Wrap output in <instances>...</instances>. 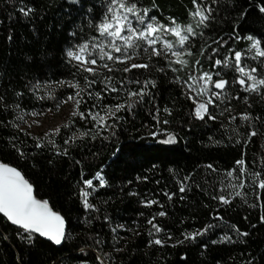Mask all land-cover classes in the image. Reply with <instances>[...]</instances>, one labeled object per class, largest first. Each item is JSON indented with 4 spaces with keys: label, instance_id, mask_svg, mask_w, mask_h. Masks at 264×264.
I'll list each match as a JSON object with an SVG mask.
<instances>
[{
    "label": "trees",
    "instance_id": "trees-1",
    "mask_svg": "<svg viewBox=\"0 0 264 264\" xmlns=\"http://www.w3.org/2000/svg\"><path fill=\"white\" fill-rule=\"evenodd\" d=\"M23 2L33 9L26 17L17 10L19 4L15 0L12 3L9 0H0V96H6L9 105L20 104L18 109L11 110V114H5L2 111L3 105H0V120H13L16 123H19L16 118L20 117L21 113L54 106L49 101L30 99L27 91V88L31 87L29 82L35 84L40 81L41 85H56L46 82H56L61 78L72 79L69 75L72 69L63 62L64 51L70 46L68 32L75 29L85 9L100 4V0H80L83 8H79L70 5L67 0ZM232 4L236 11H228L230 6L221 3L217 9V20L220 23L210 27H222L225 33L230 32L231 24H225L222 18H236L241 11L249 9L246 19L235 21L240 24V34H264V14H260L257 9H250L249 0H232ZM139 6L152 9L151 15H156L164 23H168L170 17H175L180 23L190 22L188 11L192 9L191 0H140ZM93 11L99 14L102 9L97 6ZM85 30L87 31L86 25ZM215 35V32H206L208 37ZM247 44L246 40H241L236 43V48L245 49ZM194 47L198 49L199 42ZM246 62L249 66L256 64L251 60ZM203 67L210 69L207 60H204ZM216 70L230 81L234 78L232 70L225 72L222 67ZM112 75L119 77L121 74ZM178 75L183 76L184 73ZM144 78L146 77L141 76V79ZM151 78L157 82L153 92L158 106L161 109L167 106L173 110L171 116L161 113L162 120H170L169 125H161V128L176 134L175 143H161L167 139L163 133L158 137L148 134L153 121L149 115L151 105L147 98L133 113H121L125 116L126 123L117 131L115 138L103 143L97 140L89 141L83 146H74L69 158L54 157L46 150L36 151L31 147L32 136L25 137L23 132L19 133V139L26 146L25 156L19 158L4 143V140L10 138V133L0 129V160L17 167L25 178L33 183L37 197L48 199L53 210L59 211L65 217L66 231L70 237L58 247L39 237L32 245H28L17 239L16 227L0 215V264H82L85 261L86 264H97L94 259L96 252L110 254L114 258L112 264H217V261H220V264H246V261L253 257L256 258L253 264H264V222L260 221V217L264 215V207L261 206L264 204V190L254 191L247 177L244 178L243 190L246 193V202L236 197L230 205L219 206V210L225 225H236L241 231L248 232V236L239 238L235 244L212 245L206 240L205 242L209 243L207 249L200 247V239L176 244V240L183 239L181 233L185 230L200 229L209 222L219 223L209 217V211L217 208V203L210 200L202 190L193 187L185 193L179 192V182L183 177L198 165L208 163H213L223 172L232 167L234 161L240 158L241 152L245 153L248 170H258L252 161L255 159L258 164L264 160V137H254L246 146L229 142L222 134L219 123L205 124L190 117L194 105L182 95L181 87L172 82V73L156 74L153 70ZM76 79L83 87L82 76ZM21 91L25 93L24 98H16L14 93ZM36 94L40 95V91ZM68 94V90L60 87L56 89L55 98L65 99ZM114 102L105 100V103ZM249 103L251 107H247L241 99L239 102H233V107L237 111H249L253 116L264 117V92L249 95ZM88 106L90 105H81V111ZM66 124H74V128L84 126V122L73 117ZM63 126L60 128L63 129ZM65 138L66 134L62 132L55 138L56 143L62 144ZM213 141L222 142L215 144ZM75 160H79L80 165L75 164ZM102 167L107 185L89 197V201L99 208V222L85 225L82 222L85 213L81 210L78 199L79 188L83 187L81 170L84 173L83 179H88ZM137 175H147L149 179L147 182L138 183L135 180ZM219 179L215 173L205 175L204 169H200L195 175V182L201 185V189L206 187L205 180L209 184L217 181L215 187L218 188ZM129 180L132 181L131 185L126 183ZM157 180L161 181L159 185L156 184ZM93 182L98 184L96 180ZM165 188L175 193L171 201L163 195H158ZM256 191L260 193L259 200L256 198ZM130 192H136L138 195L130 196ZM181 195L184 196L183 200L180 199ZM144 198L158 199L163 208L159 205L142 206L139 201ZM205 204L209 205V208H205ZM161 210L166 211L167 215L157 217L155 223L170 231L173 238L166 240L163 247H149L147 241L151 225L147 223V218ZM141 212L144 214L142 217L138 215ZM105 214L111 218V225L104 222ZM117 224H125L126 228L132 229L118 230V242L114 245L121 250L118 253L113 251L110 231V228ZM97 234L108 246L102 249L94 248L92 240L88 237ZM220 234H209L210 239H218ZM4 236L8 239H4ZM233 239L236 237L233 236ZM173 244L174 247L171 246ZM81 248H84L85 252L81 253Z\"/></svg>",
    "mask_w": 264,
    "mask_h": 264
},
{
    "label": "snow or ice",
    "instance_id": "snow-or-ice-1",
    "mask_svg": "<svg viewBox=\"0 0 264 264\" xmlns=\"http://www.w3.org/2000/svg\"><path fill=\"white\" fill-rule=\"evenodd\" d=\"M9 2L12 3L14 0ZM15 2L19 4L17 10L23 16L26 17L33 12V9L26 6L23 0H15ZM67 2L83 8L80 0H67ZM222 2L230 6L228 11L237 10L232 0H191L192 9L188 11L190 22L187 24L177 22L175 17H170L168 23L162 22L156 15H151L152 9L140 7V0H100L99 5H92L85 9L75 29L68 32L70 46L64 51L63 62L72 69L69 72L72 79L61 78L56 82H46L55 83L58 87L68 90L69 94L61 100V103L73 102L75 110L71 115L84 122V126L74 128V124H66L63 129L57 127L50 132H45L43 137H32L31 147L36 151L46 150L54 157L69 158L74 146H83L89 141L97 140L103 143L115 138L117 131L126 123V118L121 113H133L138 106L145 103L146 98L151 105L149 115L153 121L148 134L151 137H158L163 133L167 139L161 143L177 142L175 133L161 128V125L167 126L170 123L168 119H161V113L171 116L173 110L167 106L162 109L158 106L153 92L157 82L151 78L153 70L156 74L172 73V82L181 87L182 95L194 105L189 114L190 117L205 124L219 123L222 134L229 142L246 146L254 137H264V117L253 116L249 111H237L233 107V102H239L241 99L247 107H251L249 95L252 93L259 95L264 92V34L258 36L240 34V24L235 21L246 19L249 9L241 11L236 18H222L225 24H231L230 32L225 33L222 27L219 29L210 27L220 23L217 20L219 14L217 9ZM97 6L102 9L99 14L93 11V8ZM249 8L257 9L260 14H264V0H249ZM206 32H215L216 35L208 37ZM209 40H211L210 43ZM241 40L248 41L247 47L237 50L236 43ZM71 41L76 42L71 43ZM198 42L199 48L196 49L194 45ZM141 60L143 62H137ZM154 60L156 63H153ZM204 60L209 63V70H203ZM246 60L255 61L256 64L249 66L245 63ZM221 67L225 72L227 70L235 72L236 75L231 81L216 70ZM114 73L121 75L114 77L112 75ZM178 73H184V75L181 76ZM81 76L84 81L83 87L76 79ZM141 76L146 78L141 79ZM29 83L31 87L27 88V91L30 99L44 102L55 99L51 89H48L45 95L36 94L40 90V81H36L35 84ZM24 95V91L14 93V96L19 99H23ZM106 99L115 102L105 103ZM85 104L90 106L80 111L81 105ZM0 105H3L2 111L5 114H11V110L20 107L19 103L9 105L6 96H0ZM40 114L42 113L33 112V115ZM16 119L27 123L23 120V116ZM237 121L238 123H234ZM28 127L30 128L31 125ZM0 129L10 133V138L4 140L5 145L19 158H23L26 146L23 141H20L19 133L23 132L25 137L30 136V133L13 120H0ZM62 132L66 134V138L63 139L62 144H57L55 138ZM209 139L211 140V137ZM221 142L213 141L215 144ZM74 163L80 165L81 162L75 160ZM252 164L257 166L258 170H248L245 153L241 152L240 158L234 161L232 167L223 172L213 163H208L198 165L183 177L179 182V192L185 193L193 187L202 190L210 200L217 203L218 207L209 211V217L219 223L209 222L203 228L185 230L181 233L183 239L176 240V244L200 239V247L207 249L209 243L205 242L206 240L212 245L235 244L239 238L249 235L236 225H225L219 206L230 205L236 197L246 202V193L243 191L245 177L251 181L254 191L264 190V160L257 164V161L253 159ZM200 169L205 170V175L215 173L220 177L219 187H215L217 181L209 184L205 180L206 187L201 189V185L195 182V175ZM169 171L172 170L169 169ZM102 173L103 167L94 176L83 179L84 173L81 170L83 187L79 188L78 199L81 210L85 213L82 221L85 225H91L94 221L99 222V208L89 201V197L107 185ZM148 179L147 175L135 177L138 183L147 182ZM94 180L98 181V184H94ZM126 183L131 185L132 181L129 180ZM160 183L161 181H156L157 185ZM128 194L138 195L136 192ZM158 195H163L171 201L175 193L165 188ZM256 198L257 200L260 198L258 191H256ZM180 199L183 200L184 196L181 195ZM104 203L106 204L107 201ZM139 203L144 207L159 205L163 208L158 199L144 198ZM261 206L264 207V204ZM204 207L209 208V205L205 204ZM0 215L16 227L17 239L28 245H32L35 239L42 237L55 246H62L64 241L70 238L66 231L65 217L59 211L53 210L48 199L38 198L34 194L33 183L26 179L17 167L3 160H0ZM138 215L142 217L144 214L141 212ZM166 215L167 212L161 210L147 218V223L151 225L147 241L149 247L152 245L163 247L166 240H172V233L155 223L157 217ZM103 220L111 225V218L107 214L104 215ZM260 221L264 222V215L260 217ZM133 223L135 224L136 221ZM118 230L132 231L126 228L125 224H117L110 228L113 251L116 253L121 251L114 247L118 242ZM217 232L221 233L218 239H210L209 234L216 235ZM233 236L236 239H233ZM4 239L8 237L4 236ZM88 239L92 240L96 249L108 246L99 234L90 236ZM171 246L174 247L175 244ZM79 251L83 253L85 249L81 248ZM94 259L97 264H112L114 258L108 253L96 252ZM255 259L253 257L247 260L246 264H253ZM82 264H86V261ZM217 264H220V261H217Z\"/></svg>",
    "mask_w": 264,
    "mask_h": 264
},
{
    "label": "rangeland",
    "instance_id": "rangeland-1",
    "mask_svg": "<svg viewBox=\"0 0 264 264\" xmlns=\"http://www.w3.org/2000/svg\"><path fill=\"white\" fill-rule=\"evenodd\" d=\"M245 63L247 62L245 61ZM203 70L208 69L203 67ZM232 73L233 76L236 75L233 70ZM57 88L60 87L57 85H41L39 90L40 95H45L47 90L51 89L52 95L55 96ZM61 100H56V98L54 100L48 99L47 101L52 102L54 105L52 108L45 107L43 109H38L29 113H21L20 116H23V120L27 123L19 121L20 127L24 128L26 132H29L30 136L32 137H43L45 132H50L57 127L63 126L69 121L70 118H72L71 114L75 110V105L71 101L68 103H61ZM79 110L81 111V107ZM33 112L42 114L33 115ZM28 125H31V127L29 128Z\"/></svg>",
    "mask_w": 264,
    "mask_h": 264
},
{
    "label": "water",
    "instance_id": "water-1",
    "mask_svg": "<svg viewBox=\"0 0 264 264\" xmlns=\"http://www.w3.org/2000/svg\"><path fill=\"white\" fill-rule=\"evenodd\" d=\"M34 194H35V190H34ZM2 216V215H1ZM66 228H67V224H66ZM39 238H41V239H43V240H45V241H48L46 238H42V237H39ZM48 242H50V241H48ZM51 243V242H50ZM52 244V243H51ZM54 245V244H53ZM55 246V245H54ZM58 247V246H57Z\"/></svg>",
    "mask_w": 264,
    "mask_h": 264
}]
</instances>
